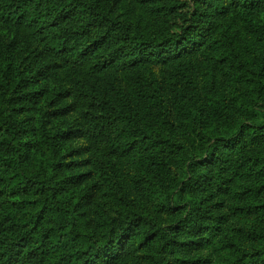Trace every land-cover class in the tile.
Returning a JSON list of instances; mask_svg holds the SVG:
<instances>
[{"label": "trees", "instance_id": "trees-1", "mask_svg": "<svg viewBox=\"0 0 264 264\" xmlns=\"http://www.w3.org/2000/svg\"><path fill=\"white\" fill-rule=\"evenodd\" d=\"M139 4L138 14L127 7L121 19L119 0H0V25L14 32L12 49L24 45L31 49L36 44L29 56L34 71L42 70L47 61L63 59L73 41L103 30L65 64L71 104L80 112V134L104 158L132 157L138 164L136 184L141 190L165 189L172 203L170 164L163 155L174 146L149 132L167 122L169 139L187 140L182 125L198 107L193 54L209 45L228 11L240 12L249 24L261 27L256 19L264 12V0H142ZM239 31V24H229L228 41L209 51L217 56L234 49L241 42ZM152 63L163 66L169 102L144 80ZM119 75L131 89L129 98L120 89ZM4 78L0 74V264H114L122 255L133 257L146 244L152 246L151 264H175L168 256L195 250L208 212L203 202L193 199L173 208L176 220L166 227L123 206V224L110 221L99 243L65 198L69 185L60 172L50 176L57 181L51 184L24 170V138L30 130L23 120L7 115ZM26 87L22 80L19 104L33 99ZM239 144L250 146L264 160V125L242 126L231 138L217 142L215 149H222L218 160L209 155L188 166L178 191L198 192L207 174L230 158ZM220 191L229 192L227 187Z\"/></svg>", "mask_w": 264, "mask_h": 264}, {"label": "rangeland", "instance_id": "rangeland-1", "mask_svg": "<svg viewBox=\"0 0 264 264\" xmlns=\"http://www.w3.org/2000/svg\"><path fill=\"white\" fill-rule=\"evenodd\" d=\"M141 1L119 0L120 18H125L127 7L138 14ZM233 22L240 25L241 42L214 56L208 48L228 41L225 30ZM256 23L261 27L249 24L240 12L228 11L209 45L193 54L198 67V107L182 125L181 134L187 140L182 142L180 136L169 139L167 122L161 121L149 132L174 146L163 155L170 164L172 203L166 198L165 189L141 190L136 184L140 180L138 164L132 157L124 154L104 158L80 134V112L71 104V83L65 64L73 61L103 30L97 29L88 39L73 41L63 59L47 61L42 70L34 71L36 67L29 56L36 44H31V49L25 45L12 49L14 32H7L0 25V74L6 81L7 115L23 120L30 130L24 138V170L47 178L51 184L57 181L50 176L60 172L69 185L65 198L71 208H76L74 214L80 224L99 243L110 221L123 224V206L166 227L176 220L173 208L193 199L203 202L208 212L206 229L191 254L168 258L175 264H264V160L250 146L239 144L233 149L230 158L207 174L198 192L177 189L188 166L209 155L219 158L222 149H215L217 142L231 138L242 126L264 125V12ZM29 76L32 80L27 79ZM22 80L33 98L27 104L17 102ZM144 80L154 93L169 102L161 63L148 65ZM118 84L129 98L131 89L121 75ZM221 187H227L229 192H221ZM151 256L152 246L146 244L133 257L122 255L114 264H151Z\"/></svg>", "mask_w": 264, "mask_h": 264}]
</instances>
